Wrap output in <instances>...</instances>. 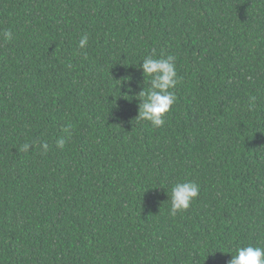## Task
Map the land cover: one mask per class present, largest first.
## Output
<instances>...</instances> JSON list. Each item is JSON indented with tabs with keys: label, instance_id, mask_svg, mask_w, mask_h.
<instances>
[{
	"label": "trees",
	"instance_id": "trees-1",
	"mask_svg": "<svg viewBox=\"0 0 264 264\" xmlns=\"http://www.w3.org/2000/svg\"><path fill=\"white\" fill-rule=\"evenodd\" d=\"M168 55L154 127L139 65ZM247 244L264 247V0H0V264H227Z\"/></svg>",
	"mask_w": 264,
	"mask_h": 264
},
{
	"label": "clouds",
	"instance_id": "clouds-1",
	"mask_svg": "<svg viewBox=\"0 0 264 264\" xmlns=\"http://www.w3.org/2000/svg\"><path fill=\"white\" fill-rule=\"evenodd\" d=\"M4 36L9 38L11 33L5 32ZM88 37L85 35L79 40V47L83 49L87 44ZM139 67L142 69L143 80L150 77L149 88L141 89L136 96L139 99L138 118L149 121L152 126L160 127L165 123L164 114L169 111L170 106L176 100V94L172 90L178 83V76L175 66V57L168 55L160 58L146 56ZM57 146L63 147L65 139L57 140ZM27 150L29 145L25 144ZM43 151L48 150L45 143ZM199 185L195 182H178L171 189V207L169 215L175 216L177 212L189 208L190 203L199 194ZM228 253V252H225ZM210 254V253H209ZM231 258L227 264H264V247L247 244L235 249V254H230Z\"/></svg>",
	"mask_w": 264,
	"mask_h": 264
}]
</instances>
